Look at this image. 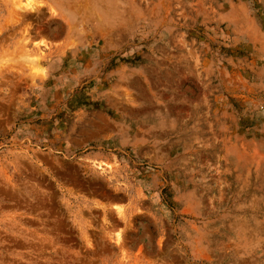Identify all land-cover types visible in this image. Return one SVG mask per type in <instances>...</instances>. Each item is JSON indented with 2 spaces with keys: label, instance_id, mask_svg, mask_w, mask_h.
<instances>
[{
  "label": "rangeland",
  "instance_id": "rangeland-1",
  "mask_svg": "<svg viewBox=\"0 0 264 264\" xmlns=\"http://www.w3.org/2000/svg\"><path fill=\"white\" fill-rule=\"evenodd\" d=\"M0 264H264V0H0Z\"/></svg>",
  "mask_w": 264,
  "mask_h": 264
}]
</instances>
